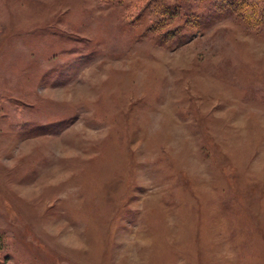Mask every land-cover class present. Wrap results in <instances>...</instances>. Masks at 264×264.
Returning a JSON list of instances; mask_svg holds the SVG:
<instances>
[{
  "label": "rangeland",
  "instance_id": "rangeland-1",
  "mask_svg": "<svg viewBox=\"0 0 264 264\" xmlns=\"http://www.w3.org/2000/svg\"><path fill=\"white\" fill-rule=\"evenodd\" d=\"M250 2L0 0V264H264Z\"/></svg>",
  "mask_w": 264,
  "mask_h": 264
},
{
  "label": "trees",
  "instance_id": "trees-1",
  "mask_svg": "<svg viewBox=\"0 0 264 264\" xmlns=\"http://www.w3.org/2000/svg\"><path fill=\"white\" fill-rule=\"evenodd\" d=\"M253 1V0H252ZM256 7V8H255ZM244 8L247 10L248 14H253L255 10L259 8V6H256L255 0L254 2H250L248 5H245ZM156 12V11H155ZM250 19V18H249ZM252 20V19H251ZM1 239V238H0ZM1 245V240H0Z\"/></svg>",
  "mask_w": 264,
  "mask_h": 264
}]
</instances>
